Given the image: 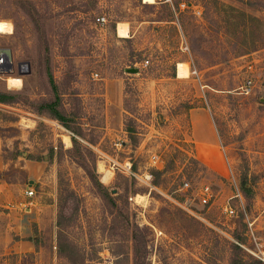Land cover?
<instances>
[{
  "label": "rangeland",
  "instance_id": "374dc122",
  "mask_svg": "<svg viewBox=\"0 0 264 264\" xmlns=\"http://www.w3.org/2000/svg\"><path fill=\"white\" fill-rule=\"evenodd\" d=\"M31 2L43 41L18 0H0V48L11 49L13 63L11 73L0 69V91L30 101L52 97L50 73L66 108L78 111L85 134L78 140L94 151L99 180L119 193L121 211L107 207L70 158L71 140L63 142L70 130L22 98L0 102V191L16 206L14 222L0 219V262L70 264L56 254L61 240L73 245L74 264H132L128 215L144 237L143 264H228L233 243L245 264H264V0ZM181 2L190 7L181 9ZM119 26L128 36L118 34ZM179 63L185 78L177 75ZM14 78L20 84L12 86ZM115 97L123 119L136 122L134 148L123 119L119 127L106 123L108 105L116 119ZM194 110L209 113L217 136L218 152L208 148L207 164L196 156ZM201 128L210 136L204 123ZM152 155L161 164L158 175ZM126 158L139 179L124 174ZM33 162L47 165L40 177ZM145 172L153 173L155 189L145 184ZM242 177L251 188L247 196ZM27 185L31 197L20 193ZM204 185L212 196L202 204ZM29 201H55V210H40L39 220L29 223ZM22 239L35 243L36 253L14 252L13 242Z\"/></svg>",
  "mask_w": 264,
  "mask_h": 264
},
{
  "label": "trees",
  "instance_id": "16d2710c",
  "mask_svg": "<svg viewBox=\"0 0 264 264\" xmlns=\"http://www.w3.org/2000/svg\"><path fill=\"white\" fill-rule=\"evenodd\" d=\"M18 5L23 9V11L30 17L32 23L34 24L36 31L38 33V37L43 41L44 30L39 20V13L31 0H18ZM249 20L255 19L256 17L252 15H248ZM49 82L53 89V96L49 98H42L35 101H30L27 98L21 97L17 93H9L0 91V102L3 103H16L19 102L20 98L24 99L30 108L38 113V114H47L51 118L58 120L66 129L71 131L70 140L72 146L67 149L70 158L76 162L86 173L89 180L91 181L96 193L99 197H101L108 208L110 209H118L121 211V207L119 206V193H116V190L110 189L105 186L100 180L96 171V163H95V153L89 147H85L78 139H85L84 131L75 119L77 116V110H68L66 108L61 95L58 93L57 85L54 83L52 75L49 73ZM123 130L126 133V136L129 140V143L132 148H134L138 144V136L139 132L137 131L136 122L132 117H126L124 114L123 119ZM98 138L92 139L89 141L90 144H95ZM91 157V159H90ZM28 159H33L31 157H27ZM37 160V159H36ZM135 170V166L133 167ZM162 170L154 171V174L158 175ZM241 189L244 195L251 191L250 187H247V183L245 177H242L241 180ZM126 223L131 228V240H132V250H133V262L132 264H143L146 250H145V242L140 234H138V226L134 223H130L128 215L125 216ZM59 237V236H58ZM32 240V239H31ZM36 248V244L34 243ZM72 244L70 242H63L61 240L57 241L56 244V254L58 257H64L68 260L70 264H74L72 259ZM241 247L237 243L231 244V257L228 264H245L243 257L241 255ZM12 253L16 255L17 253ZM32 255L33 253H26ZM2 264V262H0Z\"/></svg>",
  "mask_w": 264,
  "mask_h": 264
},
{
  "label": "crops",
  "instance_id": "0c3cea01",
  "mask_svg": "<svg viewBox=\"0 0 264 264\" xmlns=\"http://www.w3.org/2000/svg\"><path fill=\"white\" fill-rule=\"evenodd\" d=\"M118 92V91H117ZM119 93V92H118ZM116 98V97H115ZM114 98V99H115ZM118 101L119 99L112 100V105L118 106ZM119 106H121V103L119 101ZM119 106H118V112L116 115V119L112 122V118L109 114V105L106 107V123L107 125L114 126V127H119V124H122V112L119 111ZM189 118L192 124L193 128V136H194V141L196 144V156L197 158L203 162L204 164L210 163L212 159L210 158V154L207 152L208 148L214 147L217 150L218 148V142H217V136L216 132L214 131V125L211 116L207 111H202V110H194L189 112ZM203 123L207 126V128L210 131V136H212V139L210 138L208 134V130L203 128L205 131H202V125ZM125 132V131H124ZM69 137V135H68ZM125 140V139H124ZM213 142V144H212ZM218 152V150H217ZM214 156L215 155L214 152ZM33 164H36L37 166L40 167V173L39 177L44 174V171L46 170V164L43 162H33ZM35 165V166H36ZM209 165V164H208ZM216 166H218V163H216ZM32 180V179H30ZM7 194L4 192V190L1 192L0 191V219L3 220L6 224V226L9 225V219L11 222L15 221V216L14 213L16 212V206L15 204L9 199L5 198ZM5 198V199H4ZM3 199V200H2ZM30 205L25 208V212H27L29 215V218L26 219L29 223L31 222H36L39 220V214L40 210L41 212L46 210L47 207H53L55 210V201L52 204H44L42 202H37V201H29L28 202ZM42 208V209H40ZM19 247L20 249L22 248L24 251L31 252V253H36V249L34 246V243L30 240L22 239L13 242L12 248L14 252H17L15 249Z\"/></svg>",
  "mask_w": 264,
  "mask_h": 264
},
{
  "label": "built area",
  "instance_id": "2783aa9c",
  "mask_svg": "<svg viewBox=\"0 0 264 264\" xmlns=\"http://www.w3.org/2000/svg\"><path fill=\"white\" fill-rule=\"evenodd\" d=\"M179 7L181 9H183L184 7H190L189 5H187L185 2H181V3H178ZM192 7V10L195 14L199 15L201 13V11L199 9H197L196 6H191ZM96 20L98 22H101V23H104L105 22V17L104 16H98L96 18ZM184 49H187V45H184ZM145 63H147V60L145 61ZM251 67V66H249ZM192 74H197L196 70H193L192 71ZM97 75V74H95ZM246 83L248 84L244 86V90L247 91L248 88H249V84L251 83V80H247ZM152 166L159 170L161 168V164L160 162L158 161L157 159V155H152ZM122 167L124 168V174L126 175H132L134 176L135 178L139 179L140 176L137 175L134 171H133V164H132V161L131 159H128L126 158L124 160V164L122 165ZM153 178V173H149V172H145L144 174V181H145V184L148 185L150 187V189H155L156 186H153L150 182ZM189 186V183L188 181H184L183 184H182V188H187ZM20 193L24 196V197H31L33 196L34 194V191H33V188L31 186H25L24 188H22L20 190ZM212 196L211 194V191L209 190V187L207 185H204L200 191V201L201 203H208L210 197ZM224 210L226 212H228L230 215L234 213V210L232 208H227L225 207Z\"/></svg>",
  "mask_w": 264,
  "mask_h": 264
},
{
  "label": "bare ground",
  "instance_id": "6f19581e",
  "mask_svg": "<svg viewBox=\"0 0 264 264\" xmlns=\"http://www.w3.org/2000/svg\"><path fill=\"white\" fill-rule=\"evenodd\" d=\"M143 1L144 2H148V3L151 4V2H153L154 0H143ZM117 32L122 37L128 36L126 28H123L122 26H119L117 28ZM6 63L7 62H6L5 58H4V56L3 55L0 56V69L3 70L4 68H6V66H7ZM176 67H177V75L178 76H183L184 77V76L187 75L188 71H187V69L185 68V66L182 63H179ZM10 84L12 86L18 85V84H20V80L19 79H16V78L10 79ZM63 142H64L65 145L69 146L70 145V139H69V137H64Z\"/></svg>",
  "mask_w": 264,
  "mask_h": 264
},
{
  "label": "water",
  "instance_id": "95a60500",
  "mask_svg": "<svg viewBox=\"0 0 264 264\" xmlns=\"http://www.w3.org/2000/svg\"><path fill=\"white\" fill-rule=\"evenodd\" d=\"M4 56L5 60H6V68H4L3 70L7 73H11L13 72V63H12V52H11V49L8 48V47H3V48H0V56ZM26 66L28 67V70H27V73H29L30 69H29V63L28 62H25ZM21 64H17L18 66V72L20 73V66ZM128 72H137V68H127L126 69ZM29 183L32 184L33 183V180H29ZM248 186V185H246Z\"/></svg>",
  "mask_w": 264,
  "mask_h": 264
}]
</instances>
